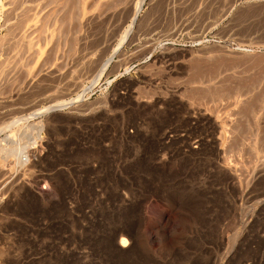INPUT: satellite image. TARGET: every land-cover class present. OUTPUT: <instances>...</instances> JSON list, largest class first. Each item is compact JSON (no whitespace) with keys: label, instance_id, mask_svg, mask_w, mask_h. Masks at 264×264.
Segmentation results:
<instances>
[{"label":"rangeland","instance_id":"rangeland-1","mask_svg":"<svg viewBox=\"0 0 264 264\" xmlns=\"http://www.w3.org/2000/svg\"><path fill=\"white\" fill-rule=\"evenodd\" d=\"M0 264H264V0H0Z\"/></svg>","mask_w":264,"mask_h":264},{"label":"bare ground","instance_id":"bare-ground-1","mask_svg":"<svg viewBox=\"0 0 264 264\" xmlns=\"http://www.w3.org/2000/svg\"><path fill=\"white\" fill-rule=\"evenodd\" d=\"M135 13V12H134ZM134 17H135V15H134ZM133 20V19H132ZM129 24V23H128ZM126 33V32H125ZM109 61V60H108ZM107 61V62H108ZM107 62L104 64V66H103V68H102V70H104L105 69V67H106V65H107ZM101 71V70H100ZM102 72V71H101ZM101 72H99L100 74H101ZM104 73V72H103ZM101 76V75H100ZM100 76H98V77H100ZM100 79V78H99ZM98 79V80H99ZM84 95V94H83ZM80 97V95L78 96V97H76L77 99ZM82 97V96H81ZM83 98V97H82ZM71 102H75V98H74V100H65V101H60V102H56V103H53V104H51V105H49L48 107H46L44 110H57V109H59V107L60 106H66L67 104H71ZM44 110H39V111H36V112H34V113H41L42 111L44 112ZM30 117V116H29ZM25 120H26V118H25ZM119 245L120 246H122V247H126V245H127V239H126V236L124 237V236H121L120 237V239H119Z\"/></svg>","mask_w":264,"mask_h":264},{"label":"built area","instance_id":"built-area-1","mask_svg":"<svg viewBox=\"0 0 264 264\" xmlns=\"http://www.w3.org/2000/svg\"><path fill=\"white\" fill-rule=\"evenodd\" d=\"M115 137H116V129L113 128L112 129V138H113V142L111 143V145H105L106 149L102 150L100 149L98 153H116V143H115Z\"/></svg>","mask_w":264,"mask_h":264}]
</instances>
